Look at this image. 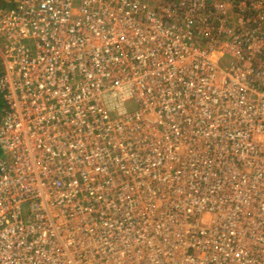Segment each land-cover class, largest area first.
<instances>
[{
	"label": "built area",
	"instance_id": "1",
	"mask_svg": "<svg viewBox=\"0 0 264 264\" xmlns=\"http://www.w3.org/2000/svg\"><path fill=\"white\" fill-rule=\"evenodd\" d=\"M6 1L0 264H264V0Z\"/></svg>",
	"mask_w": 264,
	"mask_h": 264
},
{
	"label": "rangeland",
	"instance_id": "2",
	"mask_svg": "<svg viewBox=\"0 0 264 264\" xmlns=\"http://www.w3.org/2000/svg\"><path fill=\"white\" fill-rule=\"evenodd\" d=\"M226 57H224L223 59H222V63H225L226 61ZM0 70H1V65H0ZM1 105V104H0ZM0 156H3V154H2V152H0Z\"/></svg>",
	"mask_w": 264,
	"mask_h": 264
},
{
	"label": "crops",
	"instance_id": "3",
	"mask_svg": "<svg viewBox=\"0 0 264 264\" xmlns=\"http://www.w3.org/2000/svg\"><path fill=\"white\" fill-rule=\"evenodd\" d=\"M0 3L3 4V5H6L7 1L6 0H1Z\"/></svg>",
	"mask_w": 264,
	"mask_h": 264
},
{
	"label": "trees",
	"instance_id": "4",
	"mask_svg": "<svg viewBox=\"0 0 264 264\" xmlns=\"http://www.w3.org/2000/svg\"><path fill=\"white\" fill-rule=\"evenodd\" d=\"M1 1V0H0ZM1 4V3H0ZM0 104L2 105V100H1V98H0ZM1 105H0V107H1ZM0 152H1V150H0Z\"/></svg>",
	"mask_w": 264,
	"mask_h": 264
}]
</instances>
